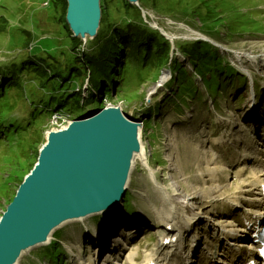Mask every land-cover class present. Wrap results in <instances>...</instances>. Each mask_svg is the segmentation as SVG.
<instances>
[{"label":"rangeland","instance_id":"rangeland-1","mask_svg":"<svg viewBox=\"0 0 264 264\" xmlns=\"http://www.w3.org/2000/svg\"><path fill=\"white\" fill-rule=\"evenodd\" d=\"M43 1L0 0V21L3 19L11 28L10 31L5 30L0 32V64L11 65L16 63L15 65L13 64V70L17 73L20 82L24 86L23 93L20 92L19 88L16 91L15 87L11 89L15 91L14 96L21 93L18 97H14L11 103L22 102V95L26 96L27 93L30 96H47L51 92L50 86L52 84V93L54 95H61V98L70 96L65 100L70 101L72 109L77 113L83 114L88 110H94L100 105L97 102L98 97L95 96L94 99L96 101H94L93 106L91 98H83V94L85 96H88L90 93L97 95L99 91L97 93L95 90L94 92L85 93L81 89V97H79L80 105L74 104V99L72 98L73 93L78 91L76 86L81 85L83 76L74 77L66 82L58 81L51 83L48 81L47 83H43L41 79L43 75L41 67H39V70L26 65L18 68L19 64L32 60H27L26 53H23L25 52L24 49L16 47L5 51L2 50V48L13 45L14 40L20 36L19 29H29L32 31V27L27 22L29 18H36L41 21L45 18H50L52 8L44 7ZM236 1L238 4L235 11L227 15V18L238 17L240 13L236 12V10L241 9V14L248 13L251 20L255 21L256 24L246 33L229 32L228 36L225 34L228 28L221 27L219 35H216L217 33L215 35L208 34L211 36L208 37L211 40H205L211 42L218 49L220 58L223 57L229 63L237 64L240 68V73L248 76V95L250 97L255 95L254 84L257 83L262 93L260 97H256V102L259 106L264 107V60L260 57L264 51V0ZM166 2L170 3L169 1ZM184 4L186 6V3L180 1L178 5L172 6L171 9L166 7L160 10L162 7L159 9L158 1H139V5L142 7V11L140 10L142 18H145L144 20L149 23L150 27L159 30L161 35L170 41L173 56L176 59L178 57L181 63L184 60L183 67L188 74L194 76L189 59L176 49L175 41L197 39L198 36L196 34L204 35V32H206L207 37L208 31H204L200 24H192L195 21H190V18H193L190 17L191 13L188 12L187 17L183 14H178L183 13ZM113 10L111 8L112 12ZM101 12L102 16L103 13H106L104 9ZM65 13L66 7L63 4L59 17H56L63 22V26L66 23ZM112 14L114 15L115 12L110 13L111 16ZM186 18L188 19L187 21ZM58 23L60 24L59 21ZM39 26L43 28V31H33V35L36 38L35 42L51 39L54 42L59 40V43H61L62 39H73L74 37H71V34H65L63 28H59L57 23L47 30H45L43 24ZM74 39L76 38L74 37ZM86 43L87 41L80 40V44L85 45ZM179 43L181 47H186L189 46L190 42ZM229 51L241 52L244 55L240 57L239 55L235 56L229 53ZM19 54L21 55L16 60ZM120 54L122 53L120 52ZM250 56L257 58L252 60ZM70 61V58L67 57L63 62V67H66L65 65L69 64ZM215 61L217 62L219 59L215 58ZM33 62L40 66L38 59ZM117 63L123 65V61H117ZM53 64L55 65L54 62ZM115 70H117L116 67ZM114 74H117V72H114ZM133 74L134 78L124 88L119 87L117 95V82H115L114 86L109 89L112 95L107 91L105 97L108 102L120 106L125 115L132 117L133 120H136L138 116L144 115L142 120L144 132L141 140L142 146L145 149L146 160H137L131 175L129 191L134 196L132 199V212L136 216L135 222L139 221V219L142 222L145 220V225L150 231H147L143 239L138 240L129 251L136 253V258L141 263L146 260L148 253H160V238L164 231L163 226L157 222L153 209L155 204L156 207L159 206V199L153 188L154 183L157 182H155L154 178L150 177L148 167L156 174L159 182L167 188L171 189L169 184L173 182L174 186H180L179 192L182 195L196 197L194 200V212L203 213L206 216H215L217 223L221 221L218 228L219 238L224 241L223 246L226 247L225 242L227 239L232 236L242 235L239 233L240 229L238 225L241 217L240 212L264 210V200L262 197H253L256 196V193L261 195L260 185L264 184V146L257 144L258 137L252 138V136H256L257 130L262 123L259 121L252 123L247 121V119L245 120L247 111L245 110L243 113L238 111L242 102L238 101L235 105V100L238 96L231 94L230 83L228 84L223 77H220L219 80H223L225 85L218 97L214 98L213 96H209L206 85H203L200 79L194 76V85L199 88V93H196L194 99L189 100V103L184 102L181 104V101L176 100L174 97V94L178 93L175 83L174 85H170V83L165 85V82L173 77L169 69L162 70L156 78H148L142 71H135ZM109 76L104 80L105 83L109 81ZM211 77L212 80L206 78V81L209 82L213 89L217 86L218 78L214 72ZM87 81L89 79H85L84 83ZM46 85H48V88L44 89ZM172 88L173 91L171 92ZM225 94L231 95L232 101L230 99H223L222 97ZM170 95L171 98L168 100ZM213 98L215 99L213 100L214 103L216 102L215 105L212 101ZM102 99L99 98V101L101 102ZM235 120H237V124L233 126ZM49 123L48 119H44V130L41 134L42 144L39 145L38 151L45 143V132L48 130L46 129V125ZM63 124L64 122L61 124L57 120L53 121L50 127L59 128ZM240 125L242 126L238 127ZM154 135L157 136V139L150 137ZM260 143L264 145V140H261ZM5 153H8V149L5 150ZM154 153L156 156L153 159ZM157 155L160 156L157 157ZM21 158L24 159L25 155H22ZM10 168L15 169L16 165L11 163ZM1 170L4 174L5 167ZM237 172L239 176L236 175ZM252 172L256 173V175L252 176ZM256 177H259L262 182H258ZM18 185L17 183H11L8 191L3 197H0V218L13 199ZM229 197L236 198L237 202L233 204L228 200ZM128 213L130 212L128 211ZM116 220H120L126 224L130 219L127 216L118 214L116 215ZM107 225H110L108 214L95 218L93 215L89 216L82 224L75 222L65 225L57 236L63 247L60 248V251L66 252V248L68 251V256L64 258V264H80V258L84 264H96L97 248L93 247L87 258L81 256L82 250H88L94 244L96 245L97 241L93 243L94 239L91 237H98L95 235V231H98L99 235L103 237ZM195 225L190 228L188 235H192ZM197 232L199 234L198 248L207 246V243L211 241V234L203 233L199 229ZM85 245H88V247ZM210 245L215 246L216 242H212ZM39 250L40 248L31 251L30 257H23L20 264H52L46 257L38 255ZM115 255L123 259L121 264H131L127 258L128 251L122 254L118 252ZM35 258L38 259L36 260ZM115 258L117 257L112 256V261L108 264H118ZM97 264H104V261Z\"/></svg>","mask_w":264,"mask_h":264},{"label":"trees","instance_id":"trees-1","mask_svg":"<svg viewBox=\"0 0 264 264\" xmlns=\"http://www.w3.org/2000/svg\"><path fill=\"white\" fill-rule=\"evenodd\" d=\"M155 1H158L159 9L162 7L160 10L166 7L171 9L172 6L178 5L180 1L186 3L187 8L184 4L183 13L178 14H183L187 17L188 12L191 13L192 15L190 17L193 18H190V21H195L192 24H200L204 31H208V37H211L208 34L215 35L217 33L216 35H219V29L221 27L228 28L225 32L226 36H228L229 32L246 33L256 24L255 21L251 20L248 13L241 14V9L236 10V12L238 11L240 13L238 17L227 18V15L234 12L237 7L238 2L236 0ZM166 1H169L171 4H168ZM100 3L101 11L104 9L106 13H103L102 16L101 12L102 17L97 34L94 39L87 40L85 49L80 47V38H65L61 43H59V40L54 42L51 39H48L49 41L38 40L35 42L36 38L33 35V31H43V28L39 26L40 24H43L45 30H47L53 24L57 23L59 28L68 31L67 27H65L66 25L63 26V22L59 18H56L59 17L63 4L67 9L66 1L51 0L49 3V7L52 8L50 18H45L42 21L36 18H29L27 22L32 27V31L29 29H19L20 36L14 40L13 45L2 48V50L5 51L16 47L24 49L25 52L23 53H26L27 60H32L19 64L18 68L26 65L35 70H39V67H41L43 72L41 79L43 83H47L48 81L51 83L58 81L66 82L74 77L83 76L81 85L85 79H89L90 88L91 90H95L96 93L98 91L101 93L106 84L112 88L116 81L117 90L119 87L124 88L134 78L133 73L135 71H142L148 78H156L162 70L170 69L173 74L170 85L176 83L178 93H175L174 97L181 102H186V100L192 99L196 93H199V88L194 85V76L201 78L203 85H206L207 92L214 98L218 97L225 85L223 80H219L220 77H223L228 84L232 82V78L235 75L234 69L222 61H215V58L220 59L218 49L208 42L175 41L176 49L189 58L193 66V73L195 74L192 76L188 74L178 59L173 56L170 41L162 36L159 30L149 26V23L142 18L138 7L133 6L126 0H101ZM111 8L112 10L114 9L113 12ZM114 12L115 14L111 16L110 13ZM0 26V32L11 30L10 26L3 19L0 21ZM68 33L70 34L69 31ZM203 34L206 35V32ZM179 42L190 43L189 46L181 47ZM21 54L17 56L16 60L19 59ZM67 57L71 61L65 65L66 67H63V62ZM117 58L123 61V65L117 63ZM36 59H38L40 66L33 62ZM13 64L15 65L16 63ZM13 64L5 65L2 68L3 76H5L4 71H9L13 76L14 82L5 84L4 90H0V132L6 135L5 140L1 139V142L7 146L9 151L7 155H3L0 158V195H3L7 188L9 189L8 186L11 183L20 185L23 177L33 167L38 157V148L42 144L41 134L44 130V118L41 117L42 114L38 108H36V111L29 109V103L34 105L39 102L50 108L56 105L58 107L62 105V108L67 113L71 112V118H76L82 114L76 111L73 113L72 105L68 100H64V97L61 98V95H54L52 93V84L50 86L51 92L47 96H30L27 93L26 96L24 94L22 95V102L11 103L14 97H18L23 93L24 88L20 80L15 81L18 75L13 70ZM115 67L117 70H115ZM176 71L177 74L175 75ZM114 72H117V74H114ZM213 72L218 78V83L212 89L209 82L206 81V78L212 80L211 75ZM111 74H113L112 78L105 83L104 80L109 75L111 76ZM5 87L7 88L6 91ZM14 87L15 91L19 88L21 92L17 96H14L15 91L11 90ZM47 88L48 85L44 89ZM94 94L90 93V98L93 101L95 98ZM79 97H81L80 91L73 93L72 98L74 99V104L80 105ZM170 98L171 95L168 97V100ZM214 98L213 100H215ZM67 108L70 109L68 110ZM26 114H30V120L32 121L35 119L34 116L41 118L36 122H31L26 118ZM8 117H12L13 120L8 121ZM47 127L48 124L46 125V129ZM22 155H25L24 159L21 158ZM11 163L16 165L15 169L9 167ZM4 167L5 173L3 174L1 169ZM130 200L131 196L126 200L127 206H129L128 202ZM52 250H55V244L44 249L41 254L43 257H49ZM57 258L59 257L57 256Z\"/></svg>","mask_w":264,"mask_h":264},{"label":"water","instance_id":"water-1","mask_svg":"<svg viewBox=\"0 0 264 264\" xmlns=\"http://www.w3.org/2000/svg\"><path fill=\"white\" fill-rule=\"evenodd\" d=\"M65 1L74 36L93 38L101 20L99 1ZM128 1L140 8L139 0ZM141 128L120 107L109 105L48 130L31 175L0 218V264H19L30 251L48 245L63 225L113 211L123 201L133 157L141 151Z\"/></svg>","mask_w":264,"mask_h":264},{"label":"bare ground","instance_id":"bare-ground-1","mask_svg":"<svg viewBox=\"0 0 264 264\" xmlns=\"http://www.w3.org/2000/svg\"><path fill=\"white\" fill-rule=\"evenodd\" d=\"M98 1H99V3L101 2V0H98ZM130 1H134V0H130ZM100 6H101V3H100ZM83 27L85 29L88 28L85 24L83 25ZM63 31L65 34H69L67 30H63ZM196 35L198 37L202 36V35H198V34H196ZM81 40H83V39H81ZM223 50H225V49H223ZM229 53H231L232 55H235V56L239 55V57L244 55L241 52L229 51ZM250 57L252 60H255L254 56H250ZM262 59H264V53L262 54ZM1 86H3V85H1ZM116 106H118V105H116ZM118 107H120V106H118ZM120 109L122 110L121 107H120ZM52 129H56V128H52ZM251 132H253V130H251ZM139 133L143 138L141 129L139 130ZM256 137H258L257 138V144H259L260 146H264L263 144L260 143L261 140H264V125L259 127V129L257 130L256 136L255 135L252 136V138H254V139ZM135 154L136 153H133L131 158ZM143 159L146 160L145 159V149H144V147L141 146L140 153L133 157V166L135 167L137 160H143ZM134 162H135V164H134ZM32 168L26 174V175H28L30 173L28 175V177L31 175L30 171L32 170ZM148 172H149V174L154 175L153 178H154L155 182H157V183H154L153 188L156 192L157 198L159 199V206L156 207V204H155L153 206V209L155 211V216L157 218V222L163 226L164 232L160 238V241L162 244V249L160 251V254H158V255H156L155 253L149 254L146 257V261L144 263H137L136 259H135L136 253H134L132 251L128 252V259L131 262V264H149L150 260H152L154 264L180 263L181 260L182 261L185 260V258H186L185 254L186 253H187V256H189V254L193 250H195L198 246V238L190 237V235H188V231L190 230V228L195 223L198 222V220L200 219V215H201L199 213L194 212V209H195V201L194 200L196 199V197H193V196L191 197L188 195H182L179 192L180 186H178V187L174 186L173 182L171 184H169L171 186V189L167 188L164 184L159 182L156 174L149 167H148ZM131 175H132V173H131ZM236 175L239 176V173L237 172ZM251 175L255 176L256 173L252 172ZM24 177H23V179H24ZM129 177H128L129 183L127 182L128 185H130V183H131V176L129 175ZM256 180L260 183L262 182L259 177H256ZM22 182H23V180H22ZM24 182H23V184H24ZM158 183H160L161 185ZM256 196H257V194H256ZM228 200L230 202H232L233 204H235L237 202V199L232 198V197H229ZM95 213L96 212H93L91 214H95ZM144 221L142 222L141 219H139V221H137L134 224V227L136 228V227L144 226V224H145ZM142 223H144V224H142ZM219 224H221V221L219 222ZM257 227L259 229H262V228L264 229V219L260 224L257 225ZM211 230H214V229H211ZM216 235L218 236V232H216ZM106 236H108L107 233L105 234V237ZM132 240H133L132 238H129L127 241L129 243ZM218 242H219V240H218ZM242 243L239 246H242L243 245ZM201 246H202V244H201ZM235 247H236L237 251L242 250V252H246L244 246H242V248H239L237 245H235ZM87 251L88 250H82V256H84L87 253ZM205 253L207 254V256H213L211 254L210 250H205ZM236 254H238V252ZM120 257H121V255H120ZM243 259H244V254L241 253L240 262H243ZM117 260L119 261L120 258L117 257ZM225 260H226L227 264L232 263V261H230L227 257L225 258ZM240 262H237V263H240ZM247 262H248V264H250V262L252 263V260L247 259L246 263ZM80 264H84V263L80 262Z\"/></svg>","mask_w":264,"mask_h":264}]
</instances>
